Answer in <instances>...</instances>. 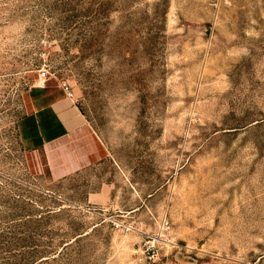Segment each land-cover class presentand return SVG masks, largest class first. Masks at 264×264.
<instances>
[{
  "label": "rangeland",
  "instance_id": "374dc122",
  "mask_svg": "<svg viewBox=\"0 0 264 264\" xmlns=\"http://www.w3.org/2000/svg\"><path fill=\"white\" fill-rule=\"evenodd\" d=\"M89 1L0 0V264H264V0ZM62 85L98 155L57 176L18 128Z\"/></svg>",
  "mask_w": 264,
  "mask_h": 264
},
{
  "label": "crops",
  "instance_id": "0c3cea01",
  "mask_svg": "<svg viewBox=\"0 0 264 264\" xmlns=\"http://www.w3.org/2000/svg\"><path fill=\"white\" fill-rule=\"evenodd\" d=\"M67 100L54 88L48 89L39 97L41 107L35 109L37 111L33 117L22 120L21 128H18L24 147L42 146L47 165L57 176L77 171L80 164L81 168L89 166L95 155H98L96 142L90 134L85 118ZM38 118L40 123L37 124ZM68 144L75 148L82 146L83 150L73 158L68 157L66 151ZM64 162L66 163L64 167L59 166Z\"/></svg>",
  "mask_w": 264,
  "mask_h": 264
},
{
  "label": "trees",
  "instance_id": "16d2710c",
  "mask_svg": "<svg viewBox=\"0 0 264 264\" xmlns=\"http://www.w3.org/2000/svg\"><path fill=\"white\" fill-rule=\"evenodd\" d=\"M122 1H123L122 3H125V4L133 2V0H122ZM74 3L77 6H81L82 4H85L83 2V0H74ZM113 4H115V2L110 1V0H91L87 3V7L85 10H86V12L93 13L94 15H97V16L104 15V14L106 15L107 13H110L109 11L111 10ZM153 5H154L156 10L159 9V13H158L159 14V23H158L159 25L157 28L159 29V32L163 33V32H165V15H166L168 3L166 0H159L158 2L154 3ZM158 36L159 35H157L155 40L149 41L150 45H151V51L152 52L157 51L156 40L159 38ZM80 113H81V111H80ZM82 235H83V233L77 234L71 240L64 242L62 244V246L57 251H54L53 254L50 256L37 257L40 254H43V252H39L37 250V246L34 244H31V246L29 247V249H31V250L29 252L20 253V256L22 257V259L20 260L19 263H16V264H41L42 262L48 261L51 257L53 260L56 257L61 256L63 254V251H65L70 245H72L79 238H81L87 234H85L83 236ZM43 258H45V259L42 260Z\"/></svg>",
  "mask_w": 264,
  "mask_h": 264
},
{
  "label": "built area",
  "instance_id": "2783aa9c",
  "mask_svg": "<svg viewBox=\"0 0 264 264\" xmlns=\"http://www.w3.org/2000/svg\"><path fill=\"white\" fill-rule=\"evenodd\" d=\"M44 67L47 68V66L44 65ZM50 76L49 70H45V68H43L41 70V73L39 74V78L36 84V88L43 90L45 89V82L47 81L48 77ZM61 90L63 92V94L65 95L66 99H68L71 103H74L75 99H74V94L71 90H69L68 87H66L65 85L61 86ZM162 230H164L165 232L168 230V225L167 222H163L162 223Z\"/></svg>",
  "mask_w": 264,
  "mask_h": 264
}]
</instances>
